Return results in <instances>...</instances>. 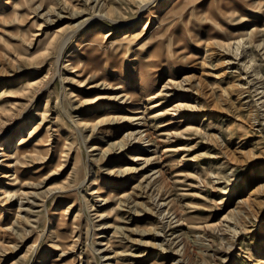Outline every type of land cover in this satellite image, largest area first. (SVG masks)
I'll use <instances>...</instances> for the list:
<instances>
[{"label": "rangeland", "instance_id": "rangeland-1", "mask_svg": "<svg viewBox=\"0 0 264 264\" xmlns=\"http://www.w3.org/2000/svg\"><path fill=\"white\" fill-rule=\"evenodd\" d=\"M66 1L61 7L58 0H0V142L18 127H28L14 150L25 152V164L17 167L16 162L14 168L6 169L5 158L0 156V172L9 175L0 185L16 177L6 206L0 202L1 215L7 220L2 224L6 230L0 232V264H264V206L247 210L246 231L232 213L237 201L247 197L264 172V48H249L246 43L236 50L233 40L227 41H232L229 47H221L215 42L222 38L216 35L214 22L202 21L204 14L213 12L219 4L224 7L230 0H175L172 11H168L170 4V8L163 7L167 0ZM252 1L244 0L245 6L252 9ZM255 2L260 3L254 9L258 14L252 10V15L263 25L264 0ZM49 7L53 13L47 10ZM251 21L244 22L241 30L250 29ZM158 22L167 28L164 35H157ZM58 28L62 29L58 36H69L59 57L48 45L56 39L53 35ZM94 29L109 34L110 40L108 51L93 61L96 65L79 60L76 54L78 43ZM128 29L141 39L127 48L118 47ZM207 43L206 51L203 48ZM165 56L172 69L164 64ZM121 62L126 68L120 78L123 89L112 74ZM138 62L153 65V99L141 94L139 82L131 75ZM187 75L193 76L191 83L181 79ZM25 79H33V83L23 94L18 90ZM238 86L244 90L236 99L232 88ZM208 90L213 92L211 97L205 95ZM132 93L138 95L135 101L127 98ZM96 95L112 99L92 102ZM106 112L116 116L119 123L102 134L95 121L103 119ZM238 117L247 132L241 138L226 128L229 123L238 124ZM77 122H89L90 126L77 129ZM188 126L192 127L181 136L172 134ZM118 141L126 142L125 153L113 145ZM34 143L39 145L32 152ZM94 145L97 149H92ZM258 154L261 156L257 159L243 158ZM203 166L207 170L201 169ZM117 168L132 171L124 176L109 173ZM91 179L114 196L127 192L138 205L117 209L115 197L100 204L89 191ZM238 184L243 189L233 193ZM60 186L74 189L81 209L79 205L69 209L67 222L78 215L75 232L70 234L73 238L65 239L62 251H54L49 247L51 226L46 213L59 206L61 193L49 198L46 195L49 188ZM72 201H64L62 208ZM71 238H77L76 242Z\"/></svg>", "mask_w": 264, "mask_h": 264}, {"label": "bare ground", "instance_id": "bare-ground-1", "mask_svg": "<svg viewBox=\"0 0 264 264\" xmlns=\"http://www.w3.org/2000/svg\"><path fill=\"white\" fill-rule=\"evenodd\" d=\"M70 1V0H69ZM135 1V0H134ZM183 1V0H181ZM58 2L61 4V7H62V3L64 5L67 4V1L66 0H58ZM153 2V1H152ZM167 3H165V6H163L164 8L166 7H169V4L172 5L170 6L169 10L168 11H172L173 8H174V4L176 3L175 0L172 2V0H167L165 1ZM230 3L227 4L225 2V5L224 7H221V5H217L215 6V8L212 10L213 12H208L207 14H204V17L202 19V21H213L216 28L218 29V31L216 32L218 38H222L221 39H217L215 40V42L217 44H219L221 47H227L228 45H230L232 43H229L227 42L228 40H233V43L235 44V48L236 50L240 47V45H242V47L244 45H246V43L248 44V47L251 48V47H255L257 49H263L264 47V43H263V40L261 39V35L264 33V24L263 25H259V20L257 17H254L252 15V10H253V13L255 14H258L257 11H255L254 9H257L259 7H257V5L259 4H255V0L251 2V5L249 6H252L253 8L250 9V8H247V6H245L244 4V0H230L229 1ZM39 3V2H38ZM51 3V2H50ZM142 3V2H141ZM144 3V2H143ZM41 4V3H40ZM39 4V5H40ZM157 5V4H156ZM35 7V6H34ZM48 7V6H47ZM137 7V6H136ZM249 9V10H248ZM49 12H52L53 13V8L52 7H49L47 9ZM57 10V9H56ZM120 10V8H119ZM145 10V9H144ZM121 11V10H120ZM47 12V11H45ZM123 12V11H122ZM141 12V11H140ZM121 13V12H120ZM251 13V16L249 15ZM43 14V13H42ZM109 15V14H108ZM1 16V15H0ZM151 16V15H150ZM214 16V17H213ZM3 18V17H2ZM153 18V17H152ZM212 18H215V20H213ZM250 18V20H252L251 23V27L250 29L248 30H241L242 29V24L244 22H246L248 19ZM105 19V18H104ZM111 19V18H110ZM262 19V18H261ZM96 20V19H95ZM100 21V20H99ZM9 22V21H8ZM3 23V22H2ZM88 23V22H87ZM86 23V24H87ZM155 23V22H154ZM207 23V22H206ZM99 24V23H98ZM85 25V24H84ZM108 25V24H107ZM134 25V24H133ZM158 25H159V31L157 32V35H164L166 32H167V28H165V24H163V22H158ZM82 26H83V23H82ZM106 26V25H105ZM79 27V26H78ZM130 27V26H129ZM16 28V27H14ZM96 28V27H95ZM111 28V27H110ZM59 29V28H58ZM109 29V28H108ZM107 29V30H108ZM145 29V27L143 28ZM73 29H71L72 31ZM121 30V29H120ZM53 31V30H52ZM62 31V29L60 28L59 30H56L54 32L55 35L54 40H50L49 41V46H52L54 49H56V53H57V57L60 56V53L63 51V47L65 45V43L67 42L68 37H65V36H58L60 34V32ZM67 31V30H66ZM76 31V30H75ZM112 31V30H111ZM134 31V30H133ZM166 31V32H165ZM69 32V31H68ZM146 32V31H145ZM150 32V31H149ZM73 33V32H72ZM92 33V34H91ZM119 33V32H118ZM205 33V31H204ZM215 33V32H214ZM12 34V33H11ZM66 34V33H65ZM124 35L122 36V41H123V44H118V47H122V45H126V48L130 45H132L133 43H137L138 40H140V35L137 34V33H134V32H131L129 29L127 31H125L123 33ZM147 34V33H146ZM205 35V34H204ZM264 35V34H263ZM35 36V35H34ZM119 36V35H118ZM145 36V35H144ZM11 37V36H10ZM13 37V36H12ZM199 37V36H198ZM20 38V37H19ZM21 39V38H20ZM143 40V39H142ZM188 40V39H186ZM213 40V39H212ZM192 41V40H191ZM210 41V40H209ZM226 41V42H225ZM48 42V41H47ZM208 42V41H207ZM193 43V42H192ZM214 43V42H213ZM133 44V45H135ZM194 44V43H193ZM110 45V40H109V34L103 32V31H100L99 29H94L92 31L89 32V34H86V36H84V38L81 39V41L78 43L77 47L79 48L78 49V53L77 54V57L79 58V60L81 59H85V62H90V64L92 65H96L95 62H93L97 57L98 55H101L100 53H106L108 51V46ZM154 45V44H153ZM152 45V46H153ZM205 47L203 48V50H208V43L207 44H204ZM214 45V44H213ZM5 46V45H4ZM31 47V46H30ZM229 47V46H228ZM69 48V47H68ZM234 48V46H233ZM83 49V50H82ZM215 49V48H214ZM74 50V49H73ZM234 50V49H233ZM2 51V50H1ZM70 51V50H69ZM81 51V52H80ZM200 51V50H199ZM5 52V51H4ZM191 52V50H190ZM189 52V53H190ZM194 52V51H193ZM216 52V51H215ZM224 52V51H223ZM12 53V52H11ZM65 53V52H64ZM68 53V52H67ZM200 53V52H199ZM39 54V53H38ZM63 54V53H62ZM119 54V53H118ZM203 54V53H202ZM208 54V53H207ZM233 54V53H232ZM264 54V53H263ZM36 55V54H35ZM188 55V54H187ZM2 56V55H1ZM5 56V55H4ZM9 56V55H8ZM48 56V55H47ZM214 57V56H213ZM238 57V56H237ZM260 57V56H259ZM32 58V57H31ZM136 58V57H135ZM205 58V57H204ZM210 58V57H209ZM208 58V59H209ZM57 59V58H56ZM121 59V58H120ZM221 59V58H220ZM240 59V58H239ZM238 59V60H239ZM122 60V59H121ZM58 61V60H57ZM55 61V62H57ZM222 61V60H220ZM225 61V60H224ZM254 59L253 57H251V62H253ZM11 62V61H10ZM81 62V61H80ZM84 62V63H85ZM164 64L167 66L168 69H172V64H170L169 62V59L167 58V56L164 57V60H163ZM194 62V61H193ZM22 63V62H21ZM35 63V62H34ZM45 63V62H44ZM75 63V62H74ZM82 63V62H81ZM214 63V62H213ZM86 64V63H85ZM127 64V63H126ZM154 64V63H153ZM210 64V63H209ZM222 64V63H221ZM56 65V64H55ZM81 65V64H80ZM87 65V64H86ZM86 65H85V68H86ZM209 66V65H208ZM215 66V64H214ZM37 67V66H36ZM61 67V66H60ZM224 67V66H223ZM216 68V66H215ZM249 68H251V66L249 65ZM29 69V68H28ZM49 69V68H48ZM70 69V68H69ZM73 69V68H72ZM125 66H124V63L121 62L120 65H118V69H112V74L115 76V78L117 79V84L118 85H121L119 86L120 89H123L125 87L124 85V82L121 81V76L125 70ZM150 69L153 70V65L152 64H143V63H140L138 62V67L136 68V71L135 73L131 74L132 77L134 78L135 81L139 82L140 84V92L141 94L145 95L147 98L149 97V99H153L154 96H153V93H152V88H153V83L155 82L154 81V78H153V75H152V72L150 71ZM176 69V68H175ZM60 70V69H59ZM64 70V69H63ZM196 70V69H195ZM221 70V69H220ZM229 70V69H228ZM56 71V70H55ZM82 71V70H81ZM222 71V70H221ZM57 72V71H56ZM62 72V71H61ZM69 72V71H68ZM199 71H197L198 73ZM204 72V71H203ZM223 72V71H222ZM221 72L220 75H223V73ZM227 72V71H226ZM48 73V72H47ZM77 73V72H76ZM182 73V72H181ZM230 73V72H229ZM63 74V72H62ZM61 74V75H62ZM199 74H202V73H199ZM204 74V73H203ZM206 74V73H205ZM212 74V73H211ZM77 75V74H75ZM79 75V74H78ZM219 75V76H220ZM45 76V75H44ZM199 76V75H198ZM25 77V76H24ZM65 77V76H63ZM76 77V76H75ZM183 77V76H182ZM193 76H184L183 78H181L183 81L187 82V83H191ZM27 78V76H26ZM168 78V77H167ZM171 78V77H170ZM219 78V77H218ZM228 78V77H227ZM63 79V78H62ZM61 79V80H62ZM73 81H74V78H72ZM175 79V78H174ZM221 79V78H220ZM26 80V79H25ZM78 80V79H77ZM231 80V79H230ZM36 81V80H35ZM167 81V80H166ZM10 82V81H9ZM82 82V81H81ZM181 82V81H180ZM197 82H200V79L197 81ZM20 83V82H19ZM18 83V84H19ZM33 83V79H28L26 80L25 82H23L19 89L18 92H21L23 94L27 93L28 92V89L31 87V84ZM80 83V82H79ZM175 83V82H174ZM228 83V82H227ZM232 83V82H231ZM42 84V83H41ZM83 84V83H82ZM127 84V83H126ZM179 84V83H178ZM75 85V84H74ZM80 85V84H79ZM138 85V84H137ZM173 85V83H172ZM208 85V84H207ZM190 86L192 87V85L190 84ZM264 86V85H263ZM7 87V86H6ZM82 87V86H81ZM91 87V86H90ZM115 88L117 86H114ZM172 87V86H171ZM180 87H182L180 85ZM200 87V86H199ZM234 87V86H233ZM44 88V87H43ZM231 88V87H230ZM14 89V88H13ZM18 89V88H17ZM206 89V88H205ZM208 89V88H207ZM224 89V88H223ZM9 90V89H8ZM43 90V89H42ZM53 90V89H52ZM169 90V89H168ZM187 90L188 87H187ZM243 88H241L240 86H238L237 88H232V92L236 93L237 95V98L236 99H239L240 96L243 94ZM4 92H7L6 89L3 90ZM121 91V90H120ZM42 92V91H41ZM70 92V91H69ZM98 92V91H97ZM123 92V91H122ZM120 92V93H122ZM208 92V93H207ZM205 95L206 96H212V91L208 90ZM226 90L222 91L221 93H225ZM56 93V92H55ZM72 93V92H71ZM114 93V92H113ZM119 93V92H118ZM119 93V94H120ZM159 93V92H158ZM263 93V92H262ZM87 94V93H86ZM94 94V93H93ZM96 94V93H95ZM104 94V93H103ZM124 94V92H123ZM157 94V93H156ZM185 94V93H184ZM189 94V92L187 93ZM193 94V93H192ZM204 94V93H203ZM220 94V92H219ZM230 94V93H229ZM6 95V94H5ZM9 95V94H7ZM55 95V94H54ZM72 95V94H71ZM83 95V94H82ZM197 95V94H196ZM235 95V97H236ZM11 96V95H10ZM22 96V95H21ZM51 96V94H50ZM85 96V95H84ZM83 96V97H84ZM112 96V94H111ZM117 96V95H116ZM128 96V95H127ZM160 96V95H159ZM168 96V95H167ZM170 96V95H169ZM224 96V95H223ZM45 97V96H44ZM56 97V95L54 96ZM61 97V96H60ZM75 97V96H74ZM138 97V95H136L135 93H132V94H129V96L127 98L131 99V100H136ZM142 97V96H141ZM158 97V96H157ZM186 97V96H185ZM191 97V96H190ZM189 97V98H190ZM197 97V96H196ZM2 98V97H1ZM15 98V97H14ZM121 98V97H120ZM168 98V97H167ZM181 98V97H180ZM183 98V97H182ZM187 98V97H186ZM250 98V97H248ZM47 99V98H46ZM49 99V98H48ZM51 99V98H50ZM72 99V98H71ZM108 99H112L110 96H101V95H96L91 101L92 102H99V101H103V100H108ZM116 99V98H115ZM217 99V98H216ZM28 100V99H27ZM44 100V99H43ZM142 100V99H141ZM163 100V99H162ZM204 100V99H203ZM220 100V99H219ZM5 101V100H4ZM49 101V100H48ZM113 101V100H111ZM145 101V100H144ZM186 101V100H185ZM197 101V100H196ZM206 101V100H205ZM221 101V100H220ZM263 101V100H262ZM18 102V101H17ZM32 102V101H31ZM54 102V101H53ZM143 102V101H142ZM212 102V101H211ZM14 103V102H13ZM154 103V102H153ZM190 103V102H189ZM192 103V102H191ZM209 103V102H208ZM2 104V103H1ZM21 105V103H19ZM48 104V102H47ZM98 104V103H97ZM178 104V103H177ZM195 104V103H194ZM203 104V103H202ZM233 104V103H232ZM253 104V103H252ZM57 105V104H56ZM81 105V104H80ZM181 105V104H180ZM185 104H183L184 106ZM254 105V104H253ZM256 105V104H255ZM12 106V105H11ZM140 106V105H139ZM155 106H158V103L155 105ZM176 106V105H175ZM229 106V105H228ZM3 107V106H2ZM9 107V106H7ZM48 107V106H47ZM54 107V106H53ZM179 107V105H177L175 108ZM185 107V106H184ZM38 108V106H37ZM104 108V107H103ZM137 108V107H136ZM136 108H133V109H136ZM171 108V107H170ZM189 108V106H188ZM196 108V106H195ZM204 108V107H203ZM224 108V107H223ZM230 108V106H229ZM1 109V108H0ZM160 109V108H159ZM162 109V108H161ZM233 109V108H231ZM36 110V109H35ZM45 110V109H44ZM49 110V109H48ZM174 110V109H173ZM252 110V109H251ZM261 110V109H260ZM2 111V110H1ZM9 111V110H8ZM115 111V110H114ZM121 111V110H119ZM124 111V110H123ZM182 111V110H181ZM186 111V110H185ZM193 111V110H192ZM197 111V110H196ZM237 111V109H236ZM36 112V111H35ZM44 112V111H43ZM47 112V111H46ZM57 112V111H56ZM134 112L136 113H140V111H137L135 110ZM188 112V111H187ZM227 112V111H226ZM183 113V112H182ZM186 113V112H185ZM37 114V113H36ZM144 114V113H143ZM243 114V112H242ZM245 114V113H244ZM248 114V113H247ZM250 114V113H249ZM43 115V114H42ZM65 115V114H64ZM104 118L103 119H98L95 121V126L96 125H100L99 127L101 128L99 130V133H102V134H106L108 131L112 130L113 127H115V125L117 123H119V121L117 120L118 118L116 116H113V115H109V113H105L104 114ZM126 115V114H125ZM160 115V114H159ZM197 115V114H196ZM237 115V114H235ZM45 116V115H44ZM43 116V117H44ZM75 116V115H74ZM78 116V115H77ZM102 116V115H101ZM140 116V115H139ZM176 116V115H175ZM211 116V115H210ZM230 116V115H229ZM249 116V115H248ZM136 117V116H135ZM153 117V115H152ZM159 117V116H156V118ZM126 118V117H125ZM134 118V117H133ZM154 118V117H153ZM239 118V117H238ZM48 119V118H47ZM83 119V118H82ZM179 119V118H178ZM202 119V118H201ZM234 119V118H233ZM30 120V119H29ZM44 120V119H43ZM50 120V119H49ZM132 120V119H131ZM174 120V119H173ZM188 121V119H186ZM250 120V119H249ZM31 121V120H30ZM36 121V120H35ZM81 121V120H79ZM142 121V120H141ZM239 123L238 124H232V123H229L227 125V130L228 131H234V134H236L239 138L241 137H244L247 132L244 131V127L242 125V119H238L237 120ZM256 121V120H255ZM263 121V120H262ZM93 122V121H92ZM198 122V121H197ZM196 122V123H197ZM78 123V122H77ZM144 123V122H143ZM18 124V123H17ZM20 124V123H19ZM24 124V123H23ZM137 124V123H136ZM54 125V124H53ZM74 125V124H73ZM82 125L84 127L86 126H90L89 125V122H79L78 124L75 125V127L78 129L79 126ZM188 125V124H187ZM200 125V124H199ZM235 125V126H234ZM39 126V124H38ZM42 126V125H41ZM108 126V127H106ZM44 127V126H43ZM192 127V126H191ZM191 127H187L184 130H182L181 132H172V134L174 136H181L183 132H187L189 131V129ZM28 127L24 126V127H18L11 135H9L7 138H5L4 140H2L0 142V156L4 157L5 161H4V164L3 166H5L6 169H9V168H14L15 166V163L17 165V167H21L25 164V161L23 160V153L21 154H18V152L14 151L16 149V147L18 146V144L20 143V141L22 140V138L24 137V135H26V130H27ZM36 128L35 127L33 130H32V133L33 131L36 132ZM54 128V127H53ZM120 128V127H119ZM201 128V127H199ZM203 128V127H202ZM251 128V127H250ZM46 129V128H45ZM110 129V130H108ZM226 130V131H227ZM47 131V130H46ZM51 131V130H49ZM53 131V130H52ZM143 132V131H142ZM202 132V131H201ZM31 133V132H30ZM47 133V132H46ZM128 133V132H126ZM169 133V132H168ZM194 133V132H193ZM196 133V132H195ZM50 134V133H49ZM75 134V133H74ZM79 134V133H78ZM56 135L58 137L59 134H58V128L56 129ZM66 135V134H65ZM77 135V134H76ZM124 135V134H123ZM139 135V134H138ZM149 135V134H148ZM172 135V136H173ZM210 135V134H209ZM7 136V135H6ZM79 136V135H78ZM143 136V134H142ZM145 136V135H144ZM205 136V135H204ZM122 138V137H121ZM126 138V137H125ZM169 138V137H168ZM171 138V137H170ZM176 138V137H175ZM186 138V137H185ZM76 139V138H75ZM145 139V138H144ZM181 139V138H180ZM190 139V138H189ZM80 140V139H79ZM138 140V139H137ZM174 140V139H173ZM207 140V139H206ZM217 140V138H216ZM215 140V141H216ZM227 140V139H226ZM233 140V139H232ZM47 141V140H46ZM53 141V140H52ZM75 141V140H74ZM169 141V140H168ZM176 141V140H175ZM219 141V140H218ZM248 141V140H247ZM67 142V141H66ZM69 142V141H68ZM76 142V141H75ZM187 142V141H186ZM189 142V141H188ZM230 142V141H229ZM246 142V141H245ZM39 143V142H38ZM38 143H34L33 146L31 148H33L31 151L32 152H35V148L39 145ZM175 144V143H174ZM219 144V143H218ZM223 144V143H222ZM113 145H118V149H119V152H124L126 151V142H123V141H118V142H115L113 143ZM160 145V144H159ZM177 145V144H176ZM184 145V144H183ZM243 145V144H241ZM66 146V145H65ZM76 146V145H75ZM175 146V145H173ZM233 146V144H232ZM93 147V146H92ZM166 147V146H165ZM225 147V145H224ZM227 147V146H226ZM188 148V147H186ZM92 149H97V147L94 145V147ZM207 149V148H206ZM212 149V148H211ZM215 149V147H214ZM220 149V148H218ZM247 149V148H245ZM87 150V149H86ZM85 150V151H86ZM171 150V149H170ZM175 150V149H174ZM260 150V149H259ZM180 151V150H179ZM250 151V150H249ZM62 152V151H61ZM64 153V152H63ZM97 153V152H96ZM118 153V152H117ZM125 153V152H124ZM217 153V152H216ZM239 153V152H238ZM47 155V153H45ZM213 154V153H212ZM239 154L243 155L242 152H240ZM44 155V154H43ZM45 155V156H46ZM59 155V154H58ZM73 155V154H71ZM203 155V154H201ZM226 156V155H225ZM261 156V154H258V155H247L243 158H247V159H252V158H259ZM241 157V156H240ZM135 158V157H134ZM138 160L140 159L139 157H136ZM3 159V158H2ZM73 159V158H72ZM191 159V158H190ZM197 159V158H196ZM1 160V159H0ZM15 161L13 164H11L10 161ZM34 160H35V157H34ZM88 160V159H87ZM133 160V159H132ZM192 160V159H191ZM243 160V159H242ZM98 161V160H97ZM3 162V161H1ZM144 162V161H143ZM222 163V162H221ZM196 164V163H195ZM213 164V163H212ZM247 164V163H246ZM206 165V164H205ZM215 165V164H213ZM218 165V164H217ZM227 165V164H226ZM262 165V164H261ZM260 165V166H261ZM62 166V165H61ZM1 167V166H0ZM213 167V166H212ZM258 167V166H257ZM256 167V168H257ZM263 167V166H262ZM84 168V167H83ZM86 168V167H85ZM225 168V167H224ZM55 169V168H54ZM107 169V168H106ZM201 169L203 170H207L204 166L201 167ZM248 169V168H247ZM2 170V169H1ZM56 170V169H55ZM232 170V169H231ZM261 170V169H260ZM39 171V170H38ZM57 171V170H56ZM94 171V170H93ZM107 171V170H106ZM131 170V168H117L116 170H111L109 171V173H116V176H124L126 174H128ZM160 171V170H159ZM196 171V170H195ZM6 171H1L0 172V176H1V181H0V184H2V178H9V175H7L5 173ZM11 172V171H10ZM36 172V171H35ZM92 172V171H91ZM49 173V172H48ZM86 173V172H85ZM161 173V172H160ZM229 173V172H228ZM251 173V172H250ZM9 174V173H8ZM104 174V173H103ZM240 174V173H239ZM49 175V174H48ZM90 175V174H89ZM156 175V174H155ZM218 175V174H217ZM255 175V174H254ZM262 175L261 178V181H259L257 184H255L249 191L248 195L246 198L244 199H239L236 203V206L235 208L232 210V213H236V218H237V221L239 223V225L242 226V228L246 231V227H247V224H246V221L247 220V210H252L253 207L257 208V207H261L264 206V182H262V179L264 178V172L262 171ZM50 176V175H49ZM91 176H92V173H91ZM95 176V175H94ZM144 176V175H143ZM189 176V175H188ZM216 176V175H215ZM221 176V175H220ZM228 176V175H227ZM230 176V175H229ZM240 176V175H239ZM101 177V176H100ZM245 176H243L244 178ZM90 178V177H89ZM40 179H43V178H40ZM104 179V178H103ZM141 179V178H140ZM208 179V178H207ZM16 180V177H11L9 179V182H5L3 183V185H0V202H2L1 206L2 207H5L6 204H7V201H9V192H10V189H11V182ZM45 180V179H44ZM92 182L90 183V189L89 191L91 190V195H95L97 197V202H99L101 204V202H107L108 200H111L113 197H115L116 199V204H117V209H120V207H126V208H130L132 207V205L136 206L138 205V202H136L134 200V198L130 195H127V192L125 193H122V194H119L117 197L112 195L113 193H111L110 191H107L105 190L104 186H99L97 182H95L93 179H91ZM144 180V179H143ZM204 180V179H203ZM228 180V179H227ZM26 181V180H25ZM245 181V180H244ZM17 182V181H16ZM29 182H32V181H29ZM237 182V181H236ZM142 183V182H141ZM244 183V182H243ZM246 183V182H245ZM34 184V183H33ZM120 184H123V183H120ZM237 184V183H236ZM55 185V184H54ZM53 186V185H52ZM106 186V185H105ZM119 186V185H118ZM243 185L241 184H238L233 193H238V192H241V190L243 189L242 187ZM252 186V185H251ZM43 187V186H42ZM76 187V186H75ZM82 187V186H81ZM196 187V186H195ZM35 188V187H33ZM37 188V187H36ZM52 188V187H51ZM49 188L48 192H47V195L46 197L49 198L50 196H52L54 193H61V196L58 198L57 200V204L59 205L58 207H52L50 210H47V222L49 223V225L51 226V232L49 235H51V242L52 244H49V247H51V249H53L54 251H57V250H61L62 251V243H65V239L67 237H72L70 236V234H74L75 232V226H73L77 221H78V215H74L73 219L71 220V222H67L66 221V215L68 214L69 209L71 208H75L77 205H79L77 202H76V197H75V193H73L74 189L70 186H60V187H56V188H53L51 189ZM79 188V187H78ZM119 188V187H118ZM135 188V187H134ZM245 188V187H244ZM249 188V187H248ZM246 189V188H245ZM135 190V189H134ZM219 191V189H217ZM130 191V190H129ZM203 191V190H202ZM222 191V190H221ZM19 192V191H18ZM133 192V191H132ZM62 193L64 194L63 195V200H62ZM80 192H78L79 194ZM131 193V191H130ZM129 193V194H130ZM81 194V193H80ZM232 194V193H231ZM240 194V193H239ZM45 195V194H44ZM85 195V194H84ZM225 195V194H223ZM232 196V195H231ZM233 197V196H232ZM198 198V197H197ZM53 199V198H52ZM69 199H73L72 202H70L66 207H63L62 208V203L66 200H69ZM206 199V198H204ZM228 199V198H227ZM42 200V198H41ZM51 200V199H50ZM88 200V199H87ZM200 200V198H199ZM13 201V200H12ZM56 201V199H55ZM112 201V200H111ZM198 201V200H197ZM80 202V201H79ZM110 202V201H109ZM83 203V202H82ZM91 203V202H90ZM56 204V203H55ZM94 204V203H93ZM132 204V205H130ZM142 204V203H141ZM212 204V203H211ZM217 204V203H216ZM83 205V204H82ZM105 205V204H104ZM214 205V204H213ZM44 207V206H43ZM48 207V206H47ZM93 207V206H92ZM100 207V206H99ZM199 207V206H198ZM17 208V207H16ZM20 208V207H19ZM83 208V207H82ZM79 209H81V206L79 205ZM97 209V208H96ZM137 209V208H136ZM198 209V208H197ZM203 209V208H202ZM209 209V208H208ZM4 210V209H3ZM45 210V209H44ZM199 210V209H198ZM6 211V210H5ZM19 211V210H18ZM82 211V210H81ZM91 211V210H90ZM115 211V210H114ZM195 211V210H194ZM9 212V211H8ZM17 212V211H16ZM43 212V211H42ZM76 212V211H75ZM121 212V211H120ZM2 213V210H0V232L2 233L4 230H6V228H2V224H6V219L2 217L1 215ZM123 213V212H122ZM71 214V213H70ZM18 215V214H17ZM255 215V214H254ZM259 215V214H258ZM69 216V215H67ZM71 216V215H70ZM101 216V215H100ZM103 216V215H102ZM128 216V215H127ZM69 219V218H68ZM88 219V218H87ZM86 219V220H87ZM115 221H117V216H115L114 218ZM12 221V220H11ZM179 222V221H178ZM261 222V220H260ZM89 223V222H88ZM105 223V222H104ZM237 223V224H238ZM80 225V223H79ZM106 225V224H105ZM115 225V224H113ZM215 225V224H214ZM36 226V225H35ZM111 226V225H110ZM122 226V225H121ZM220 226V225H219ZM39 227V226H38ZM90 227H88L89 229ZM114 229H120V228H116L114 227ZM123 229V228H122ZM236 229V228H235ZM239 229V228H238ZM241 229V228H240ZM45 230V228H44ZM84 230V229H83ZM220 231V230H219ZM16 232V231H15ZM256 232V231H255ZM0 233V234H1ZM37 233V232H36ZM40 234V233H39ZM108 234V233H107ZM235 234V233H234ZM77 235V234H76ZM75 235V236H76ZM251 235V234H250ZM260 235V234H259ZM42 236V235H40ZM103 236V235H101ZM73 238V237H72ZM71 238V242L74 243L76 242L77 238L74 240H72ZM101 237L97 236V239H99ZM260 238V237H259ZM263 240L261 241V247L263 249V252H264V235H263ZM33 239V238H32ZM235 239V238H234ZM240 239V238H239ZM9 240V239H8ZM237 240V239H236ZM243 240V239H242ZM245 240V239H244ZM40 241V240H39ZM88 241V240H87ZM244 242V241H243ZM221 243V242H220ZM5 244V243H4ZM84 244V243H83ZM234 244V243H233ZM9 245V244H8ZM36 245V244H35ZM34 245V246H35ZM87 245V244H86ZM223 245V244H222ZM225 245V244H224ZM223 245V246H224ZM13 246V245H12ZM33 246V245H32ZM79 246V245H78ZM221 246V245H220ZM253 246V245H252ZM37 247V246H36ZM90 247V246H89ZM81 248V247H80ZM257 248L259 249V246H257ZM99 249V248H98ZM109 249V248H108ZM226 249V248H225ZM261 249V250H262ZM224 250V249H223ZM82 251V250H81ZM33 252V251H32ZM93 252V251H92ZM261 251H258V254H261L260 253ZM117 253V252H116ZM228 253V252H227ZM236 253V252H235ZM79 254V253H77ZM76 254V255H77ZM124 254V253H123ZM122 254V255H123ZM56 255V254H55ZM112 255V254H111ZM126 255V254H125ZM160 255V254H159ZM158 255V257H159ZM173 255V254H172ZM238 255V254H237ZM79 256V255H78ZM227 256V255H226ZM236 256V255H235ZM260 256V255H259ZM103 257V256H102ZM107 257V256H106ZM157 256H155L156 258ZM228 257V256H227ZM255 257V256H254ZM101 258V257H100ZM237 258V257H236ZM40 259L43 261L44 260V257H40ZM105 259V258H104ZM257 259V258H256ZM14 261V260H13ZM87 262H90V261H87ZM176 262V261H175ZM230 262V261H229ZM11 263V262H10ZM54 263V262H53ZM234 263V262H233ZM9 264V263H8ZM55 264V263H54ZM83 264V263H82ZM88 264V263H87ZM108 264V263H107ZM113 264H121L120 262L118 261H115ZM157 264V263H156ZM172 264V263H171ZM235 264V263H234ZM261 264V263H260Z\"/></svg>", "mask_w": 264, "mask_h": 264}]
</instances>
